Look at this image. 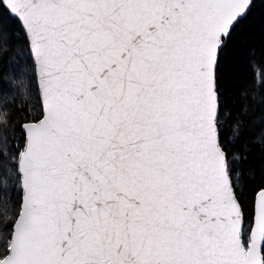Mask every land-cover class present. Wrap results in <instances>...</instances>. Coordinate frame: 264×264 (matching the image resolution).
I'll list each match as a JSON object with an SVG mask.
<instances>
[{"label": "snow or ice", "instance_id": "obj_1", "mask_svg": "<svg viewBox=\"0 0 264 264\" xmlns=\"http://www.w3.org/2000/svg\"><path fill=\"white\" fill-rule=\"evenodd\" d=\"M258 7L0 0V264H264Z\"/></svg>", "mask_w": 264, "mask_h": 264}, {"label": "trees", "instance_id": "obj_2", "mask_svg": "<svg viewBox=\"0 0 264 264\" xmlns=\"http://www.w3.org/2000/svg\"><path fill=\"white\" fill-rule=\"evenodd\" d=\"M264 9L257 8L254 13V20L248 27L246 41L259 46L264 43V34H261L259 15ZM224 79L222 81L230 94L236 93L244 86V55L243 49L238 48L234 54L230 55L224 64Z\"/></svg>", "mask_w": 264, "mask_h": 264}]
</instances>
